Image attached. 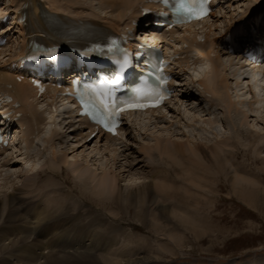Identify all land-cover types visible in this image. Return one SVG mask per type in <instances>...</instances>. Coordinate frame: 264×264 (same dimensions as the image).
Wrapping results in <instances>:
<instances>
[{
  "label": "rangeland",
  "instance_id": "1",
  "mask_svg": "<svg viewBox=\"0 0 264 264\" xmlns=\"http://www.w3.org/2000/svg\"><path fill=\"white\" fill-rule=\"evenodd\" d=\"M100 1L102 0H80V5L76 6L78 10L81 6L85 8V13L100 12ZM249 1H255L256 5H264V0ZM57 2L63 8L71 7L70 4L67 5L66 1L59 0ZM249 5L250 3L247 0H234V2L230 0V2L223 4L225 11L221 15L225 16V19L230 17L234 19ZM227 16L228 18H226ZM221 17L213 20V22L217 20V26H221L224 22ZM211 32L218 33L216 27L212 28ZM180 64L178 71L180 75H183V80L187 78L184 72L189 73L195 80H202L208 76L210 71L209 62L200 57L194 49H187ZM222 68L220 66L221 71L224 70ZM250 77L255 85V94H247V100L242 106L235 105L239 110L238 113L241 112L238 119L233 116L232 112L227 114L225 107H222V105H216L214 97L211 99L201 97L193 89L191 91L190 87H187V90L191 92L193 98L185 99L186 104L183 105V112L187 113L186 116L192 120L191 123L185 121L186 124H184V121L175 118H173V121L170 118V121L166 122L160 119L159 116L130 118L129 128L124 131L121 140H118L119 144L131 143V137L128 135V132L131 131L137 132L140 143L144 146L146 143L149 144L148 146H152L155 144V139L167 140L170 137L172 139L181 137L182 133L191 142L192 139L197 141L201 137L203 140L206 139L205 141H208L211 146H214V143L220 140H228L229 146L220 153L223 156L221 160L224 168H196V170L194 168L192 170V168H187L188 164L182 161L183 168H172L170 163L164 162L165 159H162L164 156L161 157L156 152L151 153V157L154 155L157 157H152L156 162L154 165L161 164L163 167L165 163L169 167L153 168L151 166L154 165L148 164L150 160L147 156H143L142 152H139L137 146L132 147L131 150L123 151L125 157L121 158V166H124L128 171L130 170V172L132 171L126 175L129 178L135 180L143 177L141 174L150 175L153 173L152 170L162 172L167 169L170 172L169 175L162 178L163 180H156L165 186L172 187V191L176 195L174 197L170 195L168 200L156 198V201L159 205L167 206L166 208L172 211L173 214L168 216L167 219L165 218L166 220L162 219L158 224H155V219L152 217L148 218L145 223H141L135 217L137 209L129 208L126 214L124 213L125 209L121 211L114 206H107V203L103 204L109 201L104 200L106 196L101 197V199L96 195H92L90 191L82 189L81 183L82 181L85 183V177L74 172L75 165L77 167L86 165V169L89 168V171H95L98 175H101L103 171L102 166H100L101 161L97 167L94 166V155L87 156L85 158L87 162L84 161V157H81L83 154L87 155L90 151H93V144L84 147V150L82 148L83 154L81 149L78 150L77 147L71 148L69 146L70 152H66L67 157L65 159L67 163L61 165L63 171L58 170V166L49 169L51 156L48 150L49 144L46 142L50 133L47 112L43 114L45 121L42 125L32 128L29 124L26 126L27 130L23 132L29 133L30 136L35 138L27 144H21L17 152L16 150L9 152L10 154L13 153L14 156L24 154L18 156L17 159H12L16 162L11 169H8L9 167L2 169L3 171L0 174V200L5 203L4 194L8 191L11 194L14 187L23 191V197L38 199L43 204L45 203L44 210L46 212H54L55 206L45 200L48 194L45 195L41 190L46 187L52 190V192L50 190L49 192L55 194L58 191L54 192V190L63 188L65 191L53 198L59 200L63 196L67 197L66 200L68 201L65 202L67 206L71 210L76 208L82 212L85 220L80 218L81 215H79L80 217L76 215L77 224L85 225L91 220L95 221V223L87 225V228L94 227L96 232L87 234L85 241L88 240L90 243L85 245V248H90L91 241L100 245L94 250L85 252V264H92L95 261L94 255L97 253L107 254L106 257L95 255L96 258L101 260L102 264H115L120 261L122 256H127L133 260L124 258V262L122 261L123 263L120 264L135 263L142 259L150 260L151 264H264V76L252 72ZM245 82H248V79ZM183 83L186 84V82ZM228 84V95L229 99L232 100L236 92L233 89L232 80H228ZM183 90H186V88ZM41 107L43 105H39V108ZM63 108L64 105L59 106V109L62 110ZM209 112L211 115H209ZM242 114L245 115L246 119L240 117ZM59 139H61V142L63 141L62 136L58 137L57 141ZM77 144L69 143L64 147ZM224 151H226V155H224ZM57 154L64 156L60 149H57ZM27 156H30L31 159H26ZM40 171H43L41 178L43 180L39 183L40 187L30 189L28 186L35 185L34 183L37 182L36 174ZM73 172L81 179L77 178L76 175L74 177ZM189 172L191 176L187 175ZM236 176L247 179L250 181L249 184L241 183L238 185L241 188L233 186ZM157 177L160 178L159 175ZM38 179L40 178L38 177ZM138 181L142 182V179ZM4 182H6V185L3 184ZM120 185L123 189L124 182H120L119 187ZM1 190L3 193H1ZM18 192H15L17 196ZM51 196L52 194L48 197ZM23 197L18 200L25 201ZM19 201L16 202L20 204ZM82 201H86L87 205L81 203ZM77 202L84 206L78 208ZM3 206L1 204V208L5 209ZM155 207L156 204L150 203L147 210H154ZM92 209L96 210V214L93 216L90 214ZM57 210L58 214H55L56 216L59 215L62 209ZM5 219L6 216L0 219V234L7 236L6 232L2 230L7 225ZM78 221L81 222L78 223ZM79 227L82 226L79 225ZM108 235L112 236L111 241L107 238ZM7 247L0 246V264H4L2 258L8 255L9 251L6 252ZM13 247L10 249H20V245L17 244ZM104 258L106 259L103 260Z\"/></svg>",
  "mask_w": 264,
  "mask_h": 264
},
{
  "label": "bare ground",
  "instance_id": "2",
  "mask_svg": "<svg viewBox=\"0 0 264 264\" xmlns=\"http://www.w3.org/2000/svg\"><path fill=\"white\" fill-rule=\"evenodd\" d=\"M14 1L15 0H8L9 4H13ZM16 1H17L18 5H16L14 7V9L12 10L13 13H15V14L18 13L19 8L23 4H26L28 9H30V11L32 13L31 16L34 17V19L37 21V23H40V24L42 23L40 16L37 13L33 12L34 7L39 8V6H38L39 3L44 7V4L41 2V0H16ZM46 1L48 2L46 7L49 10L61 11L62 13H65V14L70 15L72 17V18H68V17H65L64 15L57 14L56 16H54L55 20H57V21H62L63 23L69 22L78 28L79 27H83V28L84 27H99V23L97 21L93 20V18H87L86 16H83V13H82L83 8H81V11H73L72 9L68 10V8H63L57 2L59 0H46ZM63 1H66L67 5L70 4V5H73L74 7H76V5H80V0H63ZM225 1L230 2V0H225ZM247 1L250 3V5L248 7L256 5L255 1H249V0H247ZM233 2H234V0H233ZM116 3H118L119 5ZM99 5H100V9L102 11L105 9H108V8L113 9V7L114 8L116 7L115 11L113 10L114 13L110 15L111 16L110 19L101 18L100 16L91 15L92 17H94V18L96 17L97 19H104L105 23H107L109 26H111L112 29H115V30H117V28H119V25L117 24L115 19H122L124 16H126L127 19H129V20L134 18V17H139V14L136 15V14H133L131 12L133 10V8L135 7L134 4L132 3V0H103V1L99 2ZM120 7L122 8V10H118ZM254 8H256V6ZM4 9H6V8H4ZM255 10L256 9L251 11L252 14ZM128 13H130V14L128 15ZM249 13H248V15H249ZM231 16H232V14H231ZM226 18H228V16ZM112 20H113V22H111ZM19 29H20V27L17 29L15 28L14 33L20 34L22 31ZM41 29H43V28H41ZM184 32L190 33V31H188V30L183 31V33ZM196 32H197L196 30L192 32L194 36L190 41L191 45H197L196 38H195ZM260 32L261 33H260L259 39L263 40L264 39V28H262V30ZM175 33H176V31H173L171 34H169V38L172 39L170 36L174 35ZM164 38H167V36H165ZM23 41H24L23 37H19L15 41L10 42V45H12V44L16 45L17 43H21ZM218 41L219 40L215 37V38L211 39L209 42L213 46L214 43H216ZM172 43H175V41L173 40ZM181 43L183 44V43H185V41H182ZM200 48H201V50L204 51V46H201ZM211 50H212V48H211ZM203 51H201L199 53L200 57L206 59L209 62L210 71H209L208 76L205 77V79H203L199 82H196L197 86L194 87L195 90L198 91V93L200 95H204L206 97L207 96L214 97L216 99V103H215L216 105H219V104L222 105V107H225L224 109L227 112V114H230L232 112L233 116L235 118L237 117L236 119H238L239 118L238 115H241V112L238 113L239 110H238L237 106H235V105L239 104L240 106H242V104L245 103V101L247 100L246 95L248 92H250L249 84L244 82L245 78L242 79L241 77H238V73H237L238 68L235 66V63H233V61L230 58L227 59L228 64L224 65V68L226 70L224 72H221L220 68L218 66L219 65V61H218L219 55L217 54V52H215V51L213 52L214 53V56H213L214 59H212V57L210 58V56L213 55L212 51H208V52H203ZM5 61H6L5 57L0 56V67L5 64ZM176 76H177V78L180 77V76H178V73H176ZM228 80H234V83H233L234 88L233 89L236 92V95H234V98L232 100L229 99V95H228V87H229ZM194 83H195L194 80L189 78V81H187V84H185V85L186 86L190 85V84L193 85ZM6 84L15 85V88H12L11 90H9V92H11L14 95V97L17 100H19V102L22 104L23 107L27 106V112L32 113L33 108L31 107V103H32L31 101L36 100V98H35L36 94L34 93L33 89L26 83L15 84L13 81L12 74L10 72L0 70V86L5 87ZM180 87H181V84H180ZM246 89H248V92H245ZM1 90H4V89L0 88V91ZM183 92L185 93V91H183ZM186 95H187L186 98H183V99H190L191 97L193 98V96H191V92L189 93V91L187 92ZM59 102H61L63 104H67L69 101L64 98L63 100L59 99ZM48 105H49V108L52 109L53 108V101H51L50 104H48ZM68 106L72 108V105L69 104ZM186 108H187V106H186ZM257 108H258V106H257ZM167 111H168V113H174V114L179 113V114L175 115V117L170 116L172 121H173V118H175L176 120L178 119L182 122L184 121V124H186L185 121L186 122L192 121L189 117L187 118V116H186L187 113L185 114L183 112V110L181 109V107L177 104L176 105L170 104L162 110L154 111V113H160L161 114L162 112L165 113ZM240 111H241V109H240ZM187 112H188V109H187ZM154 113L152 112V114H154ZM256 113H258V112H256ZM209 115H211V113ZM258 115L260 116L261 114H258ZM129 116H131V115H129ZM163 116H164V119H166L165 115H163ZM51 117H52V115H51ZM71 117H73V116H71ZM240 117H243L246 119L244 114H242V116H240ZM240 120L242 121V119H240ZM42 122H44V119L41 116L40 117L34 116L32 118V123L35 125H38V124L40 125ZM19 124L23 128L24 124L23 123H19ZM66 126H67V124H65L63 128L58 127V130L61 129L62 131H65V132L75 131L74 129H71V130L66 129ZM68 127H70V126H68ZM237 128H239V127H237ZM62 131H60V132H62ZM57 132H59V131L52 130L51 134L49 135L48 139L46 140L47 143L49 144L48 150H49V154L51 156V158H50V165L51 166L49 167V169L55 168L58 166L57 169L60 171L61 170L63 171V168L61 167V165L62 164L65 165L67 163V161H65V159L67 157L66 152L67 151L70 152L69 146H71V148L77 147L78 150L81 149V153L83 154L84 153L83 152L84 147L86 148V147L90 146L93 141H84V144L82 142L77 141V143H78L77 145H67V147L65 148L64 145L66 144L67 141L70 140L69 136H71V134L66 135V138H67L66 142H61V139H59L57 141L58 138L55 137V136L58 137V135H59ZM239 133H240V131H239ZM74 134H76L79 137L82 136L80 131H77L76 133L74 132ZM234 135L236 136L237 134H234ZM168 137H169V135H168ZM81 138L83 139V138H85V136H82ZM131 138H130V142H131L130 144H129V142L128 143L126 142L127 144H124V143L119 144L118 141H116L117 138H113L110 136H105V137L104 136H97V137H95V141H94L95 146L92 149L93 151H90V153H88L87 155L83 154L81 157H84V161L87 162V159L85 160V158L87 156H90L91 154L94 155L93 156L94 163H95L94 166H96V167L99 164V162L101 161L100 166H102V170H103L101 175L96 174L95 171H93V172L89 171V168L86 169V167H85L86 162L84 163L85 166L77 167L75 165L76 169L74 168L73 170L76 174L78 173L80 176L85 177V183L83 181L81 183L82 189L84 191L88 190L91 192L92 195L98 196V198L106 196L104 200H106V201L109 200V201L104 202L103 204L107 203L106 204L107 206H109V205L114 206L116 209L121 210V211L125 209L126 211H124V213H126V214H127V211L129 208L137 209V215H135V217L141 223H145V221H147V219L150 217L155 219L154 220L155 224H158V222L161 221L162 219L166 220L168 218V216L172 215L173 213H171L172 211H169L166 208L167 206L165 207L163 205H159L158 201H156V198H159L160 200L161 199L168 200L170 198V195H172V197H174L176 194L172 191L173 190L172 187L165 186V185H163V183L157 182V180H160V179L166 177V175H169L170 172L167 171V169H164L162 172H157V171L152 170L151 172H153V173H151L150 175H148L146 173H145L146 175L139 173L143 177L136 178L135 180L133 178H129L128 176H126L129 174L130 170L128 171L124 166H121V158L125 157V155H124L125 150H128V149L131 150L132 147H134L136 145L138 147L137 149L140 150L139 152L140 153L142 152V155L145 157L147 156L148 160L151 161V162L149 161L148 164L151 163L154 165L156 163L152 158L155 155L153 154L154 156L151 157V153L156 152L157 155H159L161 157L164 156L165 158L163 157L162 159H165L164 162L170 163L172 165V168H176V167L177 168L178 167L183 168V164H181V161H182V162H185L188 164L187 168H192V170H194V168H195V170H196V168L197 169L198 168H224V164H222L223 161L221 160V158H223V156L220 153L226 147L229 146L228 140H223V141L220 140L219 142L214 143V146H211V145H209L208 141H205L206 140L205 138H204L205 140H203V138H201V137L199 139L201 141H199V140L193 141V139L191 138L192 139V142H191L190 140L186 139V135L183 133H182L181 137H176L175 139H172L171 137H170L171 139L168 138L167 140L166 139L161 140V139H155L154 138L155 144H153L152 146L151 145L148 146L149 144H147V143H146L147 145L145 144V146L144 145L140 146V144H138L136 142L137 136L134 134ZM156 138H158V136H156ZM165 138H167V137H165ZM16 139H18V142L20 145L22 143L21 141H23L26 144L27 143L26 142L27 141V134H24V133L17 134ZM72 140H73V138H72ZM99 142L100 143L104 142V144H102V143L100 144ZM71 144H75V143L72 142ZM80 144H82V145H80ZM82 148H83V150H82ZM18 149H19V147H18ZM57 149H60V151H62V153H64V156H61V155L59 156L57 154ZM14 150H15V148H14ZM8 151L9 150H6L0 154V174L3 171L2 170L3 168H5V167H9L8 169L12 168L13 164L16 162V161H12V159H17L18 156H22L24 154V153H21L19 155L14 156L13 153L12 154L7 153ZM16 152H17V148H16ZM223 153H224V155H226V151H224ZM104 154H105V156H104ZM145 157H143V158H145ZM28 158H30V156L26 157V159H28ZM155 158H157V157L155 156ZM72 160H74V159L72 158ZM152 162H154V163H152ZM163 165L165 167L164 166L162 167L161 164H158L156 166L154 165L151 167H153V168L154 167H157V168H168L169 167L165 163ZM69 166H71V165H69ZM47 167H48V165H47ZM42 172L43 171H40L36 174L37 182L34 183L35 185L28 186V187H30V189H33V188L38 189L40 187L39 183H40V181L43 180V179L41 180ZM74 172H73V174L75 177L76 174ZM49 174H50V172H49ZM49 174H48V176H49ZM157 175H159L160 178H158ZM187 175L191 176V173L189 172V173H187ZM52 176H54V175H52ZM38 177L40 179H38ZM79 177L77 176V178H79ZM79 179H81V178H79ZM139 179H142V182L141 181L139 182L138 181ZM6 180H4V181H6ZM120 182H124L123 189H121V185L119 187ZM249 182L250 181H248L247 179L241 178V176L240 177L236 176V178L233 181V186L237 187L241 183L249 184ZM3 184L6 185V182H4ZM63 184H65V183H63ZM7 185H8V183H7ZM3 187H5V186L3 185ZM239 188H241V187H239ZM2 189H5V188H2ZM12 189L13 190H12L11 194L9 193V191H8V193L4 194V198H5L4 202L5 203H2V201L0 200V219L2 217L6 216L5 222L7 224L2 229L3 231L6 232L7 236H5V234H0V246L5 248V246L7 247V244H8V247L10 249L14 245L17 244L18 246L20 245V249L22 251L20 249H16V250L10 249L9 250L7 247L6 252L9 251L7 253L8 255H7V257L2 258V260L4 261V264H85V252H87L88 250H94L100 245L99 243H93V241H91L90 248H85V245L90 243V241H88V240L85 241V237L87 236V234L89 232H96V229L94 227L87 228V225H91V224L95 223V221L91 220V221L87 222L85 224L86 226L81 225V224H77L76 215H78V216L81 215V217L80 216L79 217L81 219L85 220V217L83 216L82 212L76 208L74 209V210H76V212H74V210H71L70 207H68L67 204L65 203L66 201H68V200H66V199H68L67 197L63 196L59 200H56L53 198L65 190L63 188H59L57 190L53 189L54 192L58 191L57 193L55 192V194L51 193L52 190L48 189L46 187L41 190L42 193H44L45 195L48 194V195H46L47 197L45 198V200L47 202H50L52 205L55 206L54 212H46L44 210V208H45L44 204L45 203L43 204L38 199L35 200L32 198L28 199V197H23L22 196L23 191H21L17 188H14V187ZM49 190L51 192H49ZM17 191H19L18 196L20 195V197H18L17 193H15ZM1 193H3L2 190H1ZM51 194H52V196L48 197ZM21 197L25 198V201L24 200L19 201L18 199H20ZM80 199H82V198H80ZM16 201H19L20 204L17 203ZM81 203H83L84 205H87L86 201L85 202L82 201ZM150 203L156 204V207L154 210H147V207L150 205ZM1 204L4 205L3 207L5 209L1 208ZM83 204L78 203V208L84 206ZM57 209H62L58 216H56L58 214ZM95 211L96 210L92 209L90 214L93 216L94 214H96ZM62 212H64V213H62ZM99 217H101V216H99ZM95 219H96V217H95ZM79 222H81V221H78V223ZM99 222H101V221H99ZM79 225L82 227H79ZM121 225L123 226V224H121ZM98 226H96V227H98ZM113 230H115V229H113ZM99 232H101V231H99ZM170 237H172V236H170ZM107 238L110 241L112 240L111 235H108ZM8 240H10V241H8ZM5 243H6V245H4ZM113 243H114V240H113ZM13 248H15V247H13ZM45 251H47V252L45 253ZM95 255H97V256L100 255V256L106 257L107 254L101 255L100 253H97ZM95 255H94L95 261L92 264H102L100 262L101 260L99 258H96ZM78 256H79V258H78ZM124 258H129V257L122 256V258L120 257V261L116 262L115 264L123 263ZM105 259L106 258H104L103 260H105ZM129 259H131V258H129ZM136 259H139V258H136ZM131 260H133V259H131ZM38 262H40V263H38ZM124 264H151V261L142 259L141 261H137L135 263L127 262Z\"/></svg>",
  "mask_w": 264,
  "mask_h": 264
},
{
  "label": "snow or ice",
  "instance_id": "3",
  "mask_svg": "<svg viewBox=\"0 0 264 264\" xmlns=\"http://www.w3.org/2000/svg\"><path fill=\"white\" fill-rule=\"evenodd\" d=\"M209 0H178L177 10L182 13L184 19L195 18L202 19L207 15L206 4ZM116 83V81H113ZM111 86H101V89H92L95 94L93 99L84 101V108L86 113L91 114L93 120L97 124H102L103 127L113 134H116L117 122L115 116L119 112L125 110L124 107L117 109L114 107L115 101L111 99L112 93L110 91ZM151 99L150 104L141 103L140 100ZM165 99V95L161 91L137 89V100L135 102H124L127 108H145L148 106H158L161 101Z\"/></svg>",
  "mask_w": 264,
  "mask_h": 264
},
{
  "label": "water",
  "instance_id": "4",
  "mask_svg": "<svg viewBox=\"0 0 264 264\" xmlns=\"http://www.w3.org/2000/svg\"><path fill=\"white\" fill-rule=\"evenodd\" d=\"M259 6H262V5H256V7H259Z\"/></svg>",
  "mask_w": 264,
  "mask_h": 264
}]
</instances>
